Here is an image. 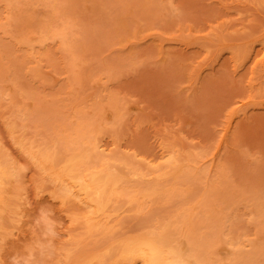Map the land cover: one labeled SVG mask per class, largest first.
<instances>
[{
    "label": "rangeland",
    "instance_id": "374dc122",
    "mask_svg": "<svg viewBox=\"0 0 264 264\" xmlns=\"http://www.w3.org/2000/svg\"><path fill=\"white\" fill-rule=\"evenodd\" d=\"M0 168V264H264V0H0Z\"/></svg>",
    "mask_w": 264,
    "mask_h": 264
},
{
    "label": "bare ground",
    "instance_id": "6f19581e",
    "mask_svg": "<svg viewBox=\"0 0 264 264\" xmlns=\"http://www.w3.org/2000/svg\"><path fill=\"white\" fill-rule=\"evenodd\" d=\"M39 156H41L42 159H45L48 157V153L46 151H43L39 154ZM73 163L75 165L77 164L76 162H73ZM71 165L73 166V164H71ZM3 168H2V170L0 168V170H1L0 172H2V171H4V173L8 172V170L5 169L6 170L5 171ZM113 173L114 172L111 169L98 168L97 170H95L93 172V175L89 174V176H88V174H84V173L82 174L81 173V174H77L78 176L76 174L71 176L73 180H75L74 176L77 178L74 182V183H76V185L71 184V187H73V189L75 186L74 190L78 189L77 190L78 193H80V191H81L84 194L86 193V195L88 193L93 194L92 195L93 197L92 198L90 197V198H91V200H94V207L95 208H93L94 211H93V209L89 210L92 213L91 215L90 214L86 215L87 222H88V219H90V216L93 217L95 214L97 216L96 212H98V210H101L103 208L102 206L105 205L104 204L106 201L105 195L107 193V190L109 189L112 192L117 190L116 188L118 187L117 186L118 180L114 178V175L116 173L115 174H113ZM1 177H2V174H1ZM2 179H0L1 182H2ZM76 187H77V189H76ZM113 189H115V190H113ZM68 191H69V189H68ZM136 195L137 194H135L134 196H136ZM132 197H133V195H132ZM93 213H94V215H93ZM88 216H89V218H87ZM184 216L186 217V215H184ZM94 218H95V216H94ZM96 220H98V219L96 218ZM90 221H91V219L88 222L89 230H90V228L92 229V228L98 226L97 223H100V220L99 221L92 220L91 222H93V224ZM184 221H186V220H184ZM94 223L96 225H94ZM90 224H92V225H90ZM93 225H94V227H93ZM102 226H105V225H102ZM186 226H188V225H186ZM103 229L106 230L107 227H106V229L105 228H103ZM164 232H163V230H160V232L157 231L155 234H150V235L144 234L145 236L143 234L142 235L140 234L141 236L137 235L136 238H134V239L131 238L129 241L127 240V242H125L121 245V252L120 253H122V256L125 258H128V257L140 258L141 264H197V262L200 263V261L203 259V256H202V258H200L198 256V254H200L199 251L196 253L198 258L201 259L199 261L196 258L197 256H195V251H193V250H191L192 252H194L193 254L189 255L188 253H186V254H188V256H186L185 254L180 252V250L178 249L177 245H175V243L168 242V240L165 239L166 238L165 236H167L166 234L168 232L167 231H164ZM166 240H167V242H166ZM168 243L170 245H168ZM166 244H167V246H166ZM176 244H179V243H176ZM188 251H190V249ZM191 251L189 253H191ZM78 253L82 254V252H78ZM76 255H77V253H76ZM76 255H74V256H76ZM201 255H202V253L200 254V256ZM203 260H202V262H203Z\"/></svg>",
    "mask_w": 264,
    "mask_h": 264
}]
</instances>
